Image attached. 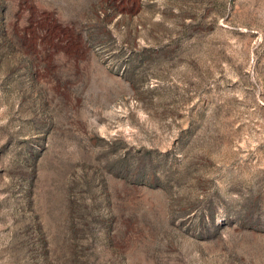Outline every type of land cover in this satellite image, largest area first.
<instances>
[{
    "label": "rangeland",
    "instance_id": "obj_1",
    "mask_svg": "<svg viewBox=\"0 0 264 264\" xmlns=\"http://www.w3.org/2000/svg\"><path fill=\"white\" fill-rule=\"evenodd\" d=\"M0 264H264V0H0Z\"/></svg>",
    "mask_w": 264,
    "mask_h": 264
}]
</instances>
